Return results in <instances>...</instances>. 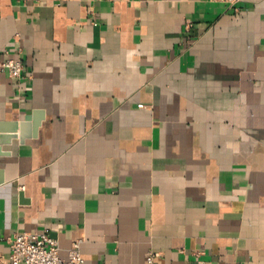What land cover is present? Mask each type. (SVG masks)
Here are the masks:
<instances>
[{
	"label": "crops",
	"instance_id": "crops-1",
	"mask_svg": "<svg viewBox=\"0 0 264 264\" xmlns=\"http://www.w3.org/2000/svg\"><path fill=\"white\" fill-rule=\"evenodd\" d=\"M6 58L0 264H264V0H0Z\"/></svg>",
	"mask_w": 264,
	"mask_h": 264
},
{
	"label": "built area",
	"instance_id": "built-area-1",
	"mask_svg": "<svg viewBox=\"0 0 264 264\" xmlns=\"http://www.w3.org/2000/svg\"><path fill=\"white\" fill-rule=\"evenodd\" d=\"M222 2L231 7L240 0H211ZM23 62L17 58L0 60V73L20 81L23 76ZM8 264H83L80 252V241L74 242L67 250V258L59 255V247L46 231L41 233H16L9 239ZM157 254L150 252L147 264H153Z\"/></svg>",
	"mask_w": 264,
	"mask_h": 264
},
{
	"label": "water",
	"instance_id": "water-1",
	"mask_svg": "<svg viewBox=\"0 0 264 264\" xmlns=\"http://www.w3.org/2000/svg\"><path fill=\"white\" fill-rule=\"evenodd\" d=\"M11 130L12 132L14 131L16 124H10ZM15 135V134H14ZM12 137H16V136H5V135H0V145H2L3 143H8L9 139ZM0 154H1V150H0Z\"/></svg>",
	"mask_w": 264,
	"mask_h": 264
}]
</instances>
